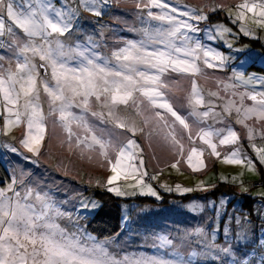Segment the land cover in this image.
<instances>
[{"label":"snow or ice","instance_id":"snow-or-ice-1","mask_svg":"<svg viewBox=\"0 0 264 264\" xmlns=\"http://www.w3.org/2000/svg\"><path fill=\"white\" fill-rule=\"evenodd\" d=\"M108 3L109 0H79L77 5L76 0H62L57 7L54 0H0V49L10 53L7 64L0 55V115L8 131L21 125L25 129L20 148L13 146L11 152L23 150L31 154L24 157L26 160L38 159L42 148H46L44 141L51 123L53 134L60 129L69 151L75 149L88 160L95 157L101 167L110 168L106 181L109 192L117 196L139 193L159 199L156 189L145 181V177L154 181L159 174L149 176L139 154L143 150L127 135L145 130L132 116L124 114L123 110L132 108L142 124H151L149 137L161 139L173 154V169L179 170L183 162L192 172H201L207 167V154L227 165L255 171L253 160L239 146V134L229 120L233 114L235 123L246 129L259 162L264 164V147L254 143L257 138L264 139V91L235 90L254 81L264 84V80L254 76L245 79L243 73L234 70L230 80L236 83L217 85L226 96L219 90L206 92L197 83L205 68L222 69L229 60L214 47L202 44L199 34L203 32L207 40L219 39L232 48L226 39L235 35L232 29L220 24L202 29L200 24L210 18L200 8H177L171 0H133L143 13L139 39L124 41L110 55H104L99 50L101 45L91 37L84 42L66 39L77 26L81 10L99 17L103 14L101 7ZM236 9L235 13L229 9L227 15L244 36L254 35L247 26L249 19L264 27V0H243ZM221 10V4L210 9L213 13ZM37 58L43 77L34 62ZM173 74L191 81L185 97L186 116L180 115L171 102L168 77ZM42 93L47 112L41 103ZM246 99L252 103L245 104ZM148 110L151 115H145ZM89 115L111 129L91 123ZM115 130L123 131L117 134ZM129 178L135 181L127 185L132 191L114 186ZM25 180L24 172L13 174L11 183L0 188V264H199L198 258L257 264L255 252L243 260L234 258L228 227L224 229L223 246L215 243L217 230L208 233L198 227L172 238L158 235L154 246L162 250L160 255L110 251V241L97 240L73 222L71 213L63 208L65 201L56 200L38 180ZM161 187L173 190L167 184ZM198 188L207 191L202 184ZM193 190L175 186L180 193ZM199 208L192 206L193 211ZM62 220L69 222L71 231L61 226ZM236 222L240 223L239 217ZM260 246L264 250V240ZM258 264H264V255Z\"/></svg>","mask_w":264,"mask_h":264},{"label":"rangeland","instance_id":"rangeland-1","mask_svg":"<svg viewBox=\"0 0 264 264\" xmlns=\"http://www.w3.org/2000/svg\"><path fill=\"white\" fill-rule=\"evenodd\" d=\"M54 2L57 7H60L62 0H54ZM242 2L243 0H171L172 5L177 8L186 5L203 9L210 19L200 24L202 29L213 24H220L232 29L235 33V35L226 37L227 41L232 44V48L226 47L219 39L215 42L207 40L203 32L199 34L202 44L214 47L229 58L227 65L222 69L205 68L204 74L197 79L198 85L206 92L219 90L222 96H226L217 85L219 82L236 83L230 80L234 75V70L237 73H243L245 79L254 76L264 80V27L257 26L249 19L247 26L253 30L254 35L244 36L239 31L238 24L232 23L227 15L229 9L235 13L236 6ZM76 4H79V0H76ZM217 4L223 5L224 10L211 12L210 9ZM101 10L103 14L99 17L81 10L77 26L66 39L69 42H84L91 37L101 45L99 50L104 55H110L113 50L122 46L124 41L139 39L138 29L141 28L140 18L143 13L136 8L133 0H109V3L103 5ZM249 17L251 18L250 13ZM8 24L9 21L5 16V26L7 27ZM4 39L7 41L8 37L5 36ZM2 55L7 64L10 53L4 51ZM34 62L37 64L40 76L43 77L39 68L41 62L38 58ZM168 83L171 86L170 96L173 106L180 115L186 116L188 108L185 97L190 90L191 81L173 74L168 77ZM235 90L237 92L264 91V84L254 81L249 86H238ZM41 103L47 112L46 97L43 93ZM251 103L250 100H245V104L250 105ZM123 111L124 114L136 120L138 127L145 129L144 132H136L135 136L131 133L127 135L135 139L140 149L143 150L139 154L143 156L144 167L149 172V176L159 174L154 181L145 177L146 183H151L156 189L159 199L139 193L117 196L114 192H109L106 181L111 175L110 168L101 167L95 157L88 160L81 157L75 149L69 151L62 142L63 134L60 129L56 128L53 134L51 123H49V130L45 136L46 148H42V154L38 159L26 160L24 157L31 156V154L23 150L19 153L11 152L10 149L13 146L20 148L19 140L25 129L21 125L8 131L2 115H0V188H5L11 183L13 174L19 176L21 172H24L26 183L29 180H38L56 200L65 201L64 210L71 213L73 222L87 233H90L88 230L90 220L101 207V202L95 193L97 191L111 193L121 199L122 230L118 236L107 241L112 244L110 251L115 250L119 254L160 255L162 250L158 251L154 246L158 235H169L172 238L198 227L208 233L214 229L217 230L215 243L223 246L225 245L224 229L228 227L234 258L243 260L248 258L249 253L255 252L258 264L259 257L264 255V250L260 246V241L264 240V200L253 201L251 210L244 209V199L241 196H252L255 193L264 192V164L259 162L248 141L246 129L235 123V114L229 120L239 134V146L253 160L255 171H250L246 166L227 165L207 154L205 156L207 167L201 172H192L183 162L179 170L173 169L170 165L174 162V157L168 147L161 139L148 135L151 124H142L141 118L135 116V109L129 108ZM145 115H151V110L146 111ZM88 119L102 129H111L110 125H101L90 115ZM189 121L191 122V118ZM122 131L115 130L117 134ZM195 131L196 128L193 126V132ZM183 142L187 148L189 146L187 139L185 138ZM254 143L256 147H264V139L257 138ZM197 146H200L199 141H197ZM131 183H135L131 178L121 179L114 186L125 191H132L127 188V185ZM162 184H167L173 190H165L161 187ZM201 184L207 191L198 188ZM176 185L194 190L180 193L175 191ZM243 188L247 191H243ZM137 197L152 198L156 200V204H141L132 200ZM221 201H225L223 205ZM194 204L200 206L197 211L192 210ZM237 217L240 219L239 224L236 222ZM60 223L62 227H68L69 231L72 230L67 220H62ZM238 234L240 239H237ZM193 247L199 251L198 246L193 245ZM198 262L199 264H232L228 258L222 260L198 258Z\"/></svg>","mask_w":264,"mask_h":264},{"label":"trees","instance_id":"trees-1","mask_svg":"<svg viewBox=\"0 0 264 264\" xmlns=\"http://www.w3.org/2000/svg\"><path fill=\"white\" fill-rule=\"evenodd\" d=\"M264 70V69H263ZM235 194L237 192L235 191ZM95 196L100 200L101 207L90 220L88 224V230L99 240H109L121 233V199L115 197L107 191H97ZM185 197V196H184ZM244 199V209H253V201H258V198H252L251 196L242 195ZM132 200H136L141 204H156V200L148 197H137ZM130 201V200H126ZM250 216H252L250 214Z\"/></svg>","mask_w":264,"mask_h":264},{"label":"crops","instance_id":"crops-1","mask_svg":"<svg viewBox=\"0 0 264 264\" xmlns=\"http://www.w3.org/2000/svg\"><path fill=\"white\" fill-rule=\"evenodd\" d=\"M4 51H5L4 49H0V55H2ZM251 197L252 198H258V199L264 200V192L263 193H255Z\"/></svg>","mask_w":264,"mask_h":264},{"label":"water","instance_id":"water-1","mask_svg":"<svg viewBox=\"0 0 264 264\" xmlns=\"http://www.w3.org/2000/svg\"><path fill=\"white\" fill-rule=\"evenodd\" d=\"M42 75H45L44 70L40 68Z\"/></svg>","mask_w":264,"mask_h":264}]
</instances>
